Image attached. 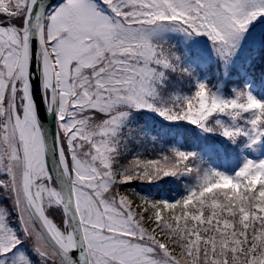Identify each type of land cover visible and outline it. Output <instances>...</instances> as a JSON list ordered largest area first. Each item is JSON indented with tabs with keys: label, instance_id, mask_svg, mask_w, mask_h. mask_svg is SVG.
<instances>
[{
	"label": "snow or ice",
	"instance_id": "snow-or-ice-1",
	"mask_svg": "<svg viewBox=\"0 0 264 264\" xmlns=\"http://www.w3.org/2000/svg\"><path fill=\"white\" fill-rule=\"evenodd\" d=\"M258 17L264 0H0V264H264V158L232 173L179 149L116 159L144 108L264 139V99L247 88L227 96L198 80L156 103L162 69L191 57L180 70L194 75L200 56L195 43L166 50L160 29L205 34L227 69ZM254 41L264 52V25ZM177 173L196 183L175 200L124 187Z\"/></svg>",
	"mask_w": 264,
	"mask_h": 264
},
{
	"label": "rangeland",
	"instance_id": "rangeland-1",
	"mask_svg": "<svg viewBox=\"0 0 264 264\" xmlns=\"http://www.w3.org/2000/svg\"><path fill=\"white\" fill-rule=\"evenodd\" d=\"M264 25V17H258L256 20L252 21L249 24L248 31L244 34V37L241 39L239 44L242 43L243 40L247 39L248 42L259 33L261 26ZM196 37L189 38L186 33L181 32L176 27L165 26L157 33L156 39H179L183 44L189 45L192 41L197 43L200 47V50H205L206 43L201 41L203 39L200 35L197 34ZM255 94L258 98L263 97V95L259 92V90H254ZM222 151V150H221ZM264 152V141H258L255 145H249L245 147L239 154L232 155L230 158H227L223 152H221V156L219 159H214L211 162L213 168L223 170L229 173L235 172L242 164L245 159L251 158L254 159V154ZM253 155V156H251ZM176 198V195H169L166 197L167 200H173Z\"/></svg>",
	"mask_w": 264,
	"mask_h": 264
},
{
	"label": "trees",
	"instance_id": "trees-1",
	"mask_svg": "<svg viewBox=\"0 0 264 264\" xmlns=\"http://www.w3.org/2000/svg\"><path fill=\"white\" fill-rule=\"evenodd\" d=\"M179 75L182 76L184 78L185 74L182 71H179ZM144 117L143 113H139V122L142 121ZM129 156L130 153H122L121 155V161L123 164H126L129 161ZM143 158V157H141ZM179 173H177L176 175H169V176H163V177H157L156 179L152 180V181H147V180H141V179H134L130 182H139V183H149V184H156V183H162V182H169L172 181L173 179H175V177L178 175ZM130 182H128L126 185L130 184ZM124 185V187L126 186Z\"/></svg>",
	"mask_w": 264,
	"mask_h": 264
},
{
	"label": "water",
	"instance_id": "water-1",
	"mask_svg": "<svg viewBox=\"0 0 264 264\" xmlns=\"http://www.w3.org/2000/svg\"><path fill=\"white\" fill-rule=\"evenodd\" d=\"M43 116H44V123L48 124V126L51 128L53 125L50 124L49 122L52 120V114L48 111H45L43 113Z\"/></svg>",
	"mask_w": 264,
	"mask_h": 264
}]
</instances>
